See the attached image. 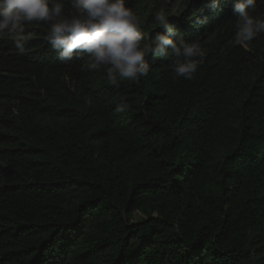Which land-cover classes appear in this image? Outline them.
<instances>
[{
  "label": "trees",
  "instance_id": "1",
  "mask_svg": "<svg viewBox=\"0 0 264 264\" xmlns=\"http://www.w3.org/2000/svg\"><path fill=\"white\" fill-rule=\"evenodd\" d=\"M176 2L126 7L201 47L192 79L148 55L110 84L56 59L43 23L24 54L0 39V264H264V33L235 43L234 0Z\"/></svg>",
  "mask_w": 264,
  "mask_h": 264
},
{
  "label": "clouds",
  "instance_id": "2",
  "mask_svg": "<svg viewBox=\"0 0 264 264\" xmlns=\"http://www.w3.org/2000/svg\"><path fill=\"white\" fill-rule=\"evenodd\" d=\"M256 3L234 0V39L238 45L247 47L264 33V18L252 15ZM218 4L219 0H212V9ZM153 19L161 31L147 38L140 17L126 7V0H0V39L14 37L15 48L24 54L34 35L28 26L43 23L47 25L44 40L57 53L56 59L85 61L88 69L103 70L110 84L147 76L148 55L175 57V77L192 79L203 62L204 51L196 42H185L164 11H155ZM129 108L130 104L122 101L115 112L124 113Z\"/></svg>",
  "mask_w": 264,
  "mask_h": 264
},
{
  "label": "rangeland",
  "instance_id": "3",
  "mask_svg": "<svg viewBox=\"0 0 264 264\" xmlns=\"http://www.w3.org/2000/svg\"><path fill=\"white\" fill-rule=\"evenodd\" d=\"M166 1V4H171L173 2V0H165ZM181 0H177L175 6L173 7V9H175V7L180 3ZM140 214L139 213H136L134 214V219L137 220L139 218Z\"/></svg>",
  "mask_w": 264,
  "mask_h": 264
}]
</instances>
